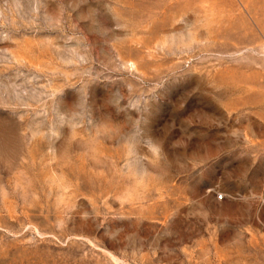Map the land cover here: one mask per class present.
<instances>
[{"label": "rangeland", "instance_id": "rangeland-1", "mask_svg": "<svg viewBox=\"0 0 264 264\" xmlns=\"http://www.w3.org/2000/svg\"><path fill=\"white\" fill-rule=\"evenodd\" d=\"M0 264H264V0H0Z\"/></svg>", "mask_w": 264, "mask_h": 264}]
</instances>
